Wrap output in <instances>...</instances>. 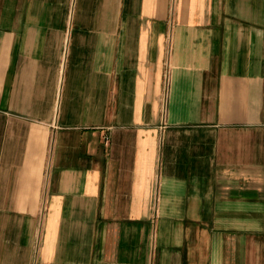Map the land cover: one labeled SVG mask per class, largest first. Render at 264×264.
Listing matches in <instances>:
<instances>
[{
  "label": "crops",
  "instance_id": "crops-1",
  "mask_svg": "<svg viewBox=\"0 0 264 264\" xmlns=\"http://www.w3.org/2000/svg\"><path fill=\"white\" fill-rule=\"evenodd\" d=\"M0 264H264V0H0Z\"/></svg>",
  "mask_w": 264,
  "mask_h": 264
}]
</instances>
